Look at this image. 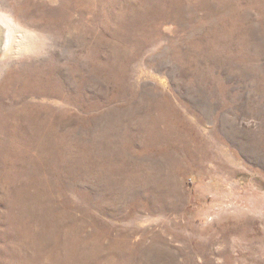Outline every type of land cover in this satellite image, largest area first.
<instances>
[{"label": "rangeland", "instance_id": "obj_1", "mask_svg": "<svg viewBox=\"0 0 264 264\" xmlns=\"http://www.w3.org/2000/svg\"><path fill=\"white\" fill-rule=\"evenodd\" d=\"M0 24V264H264V0Z\"/></svg>", "mask_w": 264, "mask_h": 264}, {"label": "bare ground", "instance_id": "obj_2", "mask_svg": "<svg viewBox=\"0 0 264 264\" xmlns=\"http://www.w3.org/2000/svg\"><path fill=\"white\" fill-rule=\"evenodd\" d=\"M5 37V28L0 24V48L2 46L1 40Z\"/></svg>", "mask_w": 264, "mask_h": 264}]
</instances>
